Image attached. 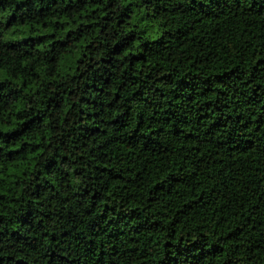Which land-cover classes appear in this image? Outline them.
I'll return each mask as SVG.
<instances>
[{"label": "trees", "instance_id": "16d2710c", "mask_svg": "<svg viewBox=\"0 0 264 264\" xmlns=\"http://www.w3.org/2000/svg\"><path fill=\"white\" fill-rule=\"evenodd\" d=\"M115 4L116 0H24L13 7V0H0V11L11 12L8 24L20 25L13 35L23 36L0 45V65L7 67L14 77H22L25 86L39 84L37 93L43 97L44 105L9 113L7 103L19 97L22 90L13 86L0 93V99L5 100L0 122L11 123L12 115L23 119L15 130L0 136L7 144L17 142L23 135L37 136L46 131L44 118L51 120L66 105L70 107L64 124L68 125L72 119L69 127L55 122L49 125L54 135L47 139L53 143L39 157L32 158L34 179L21 194L20 206L14 209L12 217L0 216V224H4L0 229V251L18 245L19 251L35 250L39 237L34 234L46 221L56 229L49 239L59 240L76 252L68 264H207V258L218 255L225 245H235L234 251L246 256L247 264H259L264 261V160L260 159L264 133L253 139L241 135L240 130L253 125L256 130L264 128V85H252L251 80L243 85L238 83L239 76L231 78V73H215V83L220 87L214 90L208 83L212 76L205 80L208 87L200 83L204 79L200 69L203 65L212 67L226 57L231 60L233 56L255 55L257 44L264 48V22L257 23L254 19L264 15V3L251 0L245 12L244 0H232L231 4L225 0L220 10L223 19L203 6L187 12L180 10L181 18L164 21L165 32L159 42L146 41L143 53H129L123 59L120 57L131 45L135 33L117 40V28L128 22L131 5L113 10ZM168 4L176 11L175 0H157L153 18L171 15ZM249 14L253 19H248ZM233 16L236 22L230 23ZM48 29L52 31L30 34ZM63 29L67 31L59 39ZM47 40H52L47 50L36 48ZM151 56L163 60L160 67H176L161 75L159 67L147 64ZM24 60L29 63L24 65ZM262 62L264 56L256 64ZM137 63L141 64L139 70L134 67ZM43 64L50 65L44 69L45 76H56L57 80L46 81L35 72ZM184 68L190 70L181 75ZM255 72L254 66V75ZM9 84L0 83V89ZM28 99L31 104L32 99ZM118 109L123 111L114 119H104ZM256 109H260L259 115ZM133 121L136 129L130 130L131 135L114 134L100 145L102 151L96 157L100 162L93 171L97 178L100 174L108 177L103 185L105 190L109 184L116 190L108 198L112 203H105L98 215L89 218L95 211L92 206L102 197L99 191L85 189L77 201L67 204L65 198L56 206L49 205L47 213L40 212L27 199L48 196V187H55L44 173L53 175L61 164L68 163L71 167L76 163L61 154L62 148L68 150L70 137L73 148L76 145L78 150L87 148L89 142L95 143L104 136L109 127L115 133ZM35 147L25 142L21 148L4 153V159L22 168L29 163V148ZM17 160L19 164L14 163ZM158 169L168 171L172 185L167 196L178 203L168 221L172 227L164 240V258L155 261L154 250L168 212L154 210L146 216V209L138 205ZM80 171L77 169L76 174ZM162 196L160 184L149 187L148 207ZM81 201L88 204V209L81 207ZM14 223L19 227L13 228ZM185 226L198 229L201 237L205 235L204 229L212 228L220 243L211 248L199 240L188 243L186 238L191 233L185 231ZM57 255L60 253L51 252L52 258ZM13 259L7 257L9 262ZM61 259L67 257L61 255ZM4 260L0 256V264ZM16 264L27 261L17 260Z\"/></svg>", "mask_w": 264, "mask_h": 264}, {"label": "clouds", "instance_id": "9594fccd", "mask_svg": "<svg viewBox=\"0 0 264 264\" xmlns=\"http://www.w3.org/2000/svg\"><path fill=\"white\" fill-rule=\"evenodd\" d=\"M24 0H13V7L16 3H23ZM178 5L176 11H172V4L166 5V7L172 12L171 15H161L158 18L155 14V8L157 0H151V3L146 2V0H116V4L114 5V9L121 8L125 6L131 5V13L128 18V22L122 27L117 28V37L118 40L120 36H123L127 33L134 32L135 36L131 42V45L127 47L122 56H127L129 53L138 54L143 53L144 48L142 45L145 44L146 41H155L159 42L160 37L164 35V21L165 20H176L179 17L178 13L180 10H184L187 12L189 9H196L198 6H203L205 9L211 10L213 15H221L223 19V14L221 13V8L224 7L225 0H175ZM228 4L232 3V0H227ZM261 3H264V0H260ZM246 5L244 11H247V6L250 5L251 0H244ZM104 14V13H102ZM11 15L10 11H0V45H4L7 42H11L14 40L23 39V36L13 35V33L20 27L19 24H8V16ZM241 20L244 19V13L240 14ZM184 19H189L191 17H183ZM248 19H253L251 14H249ZM257 23L264 22V15H260L254 18ZM236 17L233 16L230 23H235ZM38 27V26H37ZM115 27V25H113ZM52 29H48L45 31H39L30 33L32 35H40L46 32H50ZM62 34L59 39H63V33L67 31V29L61 30ZM115 42V41H114ZM52 44V40H47L42 44H37L36 48L44 51L48 49V46ZM256 48V54L248 53L246 56H240L237 58L233 56L231 60L229 58H224L219 60L217 63H214L212 67H208L207 65H203L200 69V76L204 79L201 80V84L203 87H208V83H211L213 89H217L220 86L215 83V73H231V78L239 76V84L244 85V81L251 80V84H261L264 85V62L260 65L256 64L257 59L261 56H264V48H262L259 44L254 46ZM33 60L36 59L35 56L32 57ZM24 65L29 63L28 60L22 61ZM164 63L160 57L151 56L147 62L148 65H151L153 68H160L161 75H167L170 73L176 65H172L171 67H160V65ZM239 65V67H237ZM256 67L255 75L253 74V68ZM50 67V65L43 64L39 67L35 68V72L38 73L41 77H43L46 81L57 80L56 76H45L44 69ZM124 67L127 68V63L124 64ZM137 70L141 68V64L137 63L134 66ZM145 69H147V65H144ZM235 69V71H233ZM190 69L184 68L181 70V75L184 71ZM208 76H212L213 79L205 83ZM11 82L7 88L0 89V93H6L8 88L13 86L21 89L22 94L17 97L15 100H11L7 103V109L9 113H22L25 112L26 109L32 108H43L44 105L42 103L43 97L38 95L37 90L40 85L33 82L24 85V80L20 76L14 77L10 74L9 69L0 65V83ZM174 86V85H173ZM53 89L55 90V86L53 85ZM32 99V103H29V99ZM68 107L66 105L61 111L56 112L53 115V118L50 120L46 116L43 121V125L46 129L43 133L38 134L37 136H29L23 135L17 142L12 144H7L3 136H0V216L3 217H12L14 214V209H17L20 206L21 194L24 192L25 188L29 186L30 182L34 179L31 173L34 171L33 168V160L32 158L39 157L42 152L45 151L47 145L53 143L52 139H47L49 137L53 138V131L49 127L53 122L60 124L62 127L72 126V119H69L68 125L64 124V120L68 115ZM5 110V100L0 99V112H4ZM123 109H118L113 111L111 116L104 117L106 120H112L117 115L122 112ZM257 114L259 115L260 109H256ZM7 116V113H5ZM23 123V119H17L15 115L11 116V123H3L0 122V133H10L12 130H15L19 124ZM76 127V126H75ZM136 129V122L133 121L131 125L126 124L123 128H120L115 133L111 127L108 128L107 132L104 136H101L95 143L89 142L87 148H79L76 145L73 148L72 138H69L68 150L66 151L64 148L61 149L62 155L69 156L70 161H76V163H72L71 167H69L68 163H63L60 165L59 170L56 174L48 175L44 173L45 179L51 182V185H55V187L49 186L48 196H41L39 199H36L32 196H28L27 199L32 201L34 207L39 208L40 212L47 213L49 211V205L56 206L60 200H64L67 198L66 203H73L79 199V194L83 193L85 189L91 191H99L102 193V197L99 200V203L92 206L95 211L92 212L89 218L98 215L103 211V207L105 203H112V200L108 199L112 197V192L115 189L114 185L109 184L107 190L103 187L105 183L108 181V177L104 174L98 175L94 173V168L98 161L96 159L97 154L102 151L100 145L105 143L106 137H112L115 135H121L123 133H128L131 135L130 130ZM241 135L251 136L253 139H256L264 133V128L260 130H256L254 125L251 127H247L240 130ZM45 137L46 139H41L39 137ZM27 142L29 145H36L35 148H29L28 157L29 163L25 164L22 168H17L13 163H9L4 159V153L8 151H14L15 149L21 148L23 144ZM56 144L59 145V139H57ZM95 150V151H94ZM49 150V154H50ZM75 151V155H72V152ZM255 155V153H252ZM79 157H83L82 160L78 159ZM260 159L264 160V152L260 154ZM15 164H19L20 161H15ZM102 167H112L111 164H101ZM77 169H82L79 174H76ZM43 172V169L40 170ZM66 174V175H64ZM179 175V173H176ZM64 175V179H61V176ZM264 175V174H262ZM154 184L161 185V192L163 196L161 200L157 201L152 205V207H148L147 202V189ZM172 185V178L169 176V173L165 169H158L155 174L151 177L150 182L145 187L143 192L144 199L138 205L142 209H146L145 215H151L153 211L158 212H168L167 219L165 220V225L161 226V230L159 233V244L156 245L154 250L155 257L154 260L158 261L164 258V240L168 238V233L171 231V225L168 224V221L171 220L172 215H174V209L177 205V201L173 197L167 196V191L169 186ZM91 186V187H89ZM155 194V193H154ZM48 197H51L49 199ZM113 199H115L113 197ZM171 201V203H169ZM167 205V207H165ZM137 206V205H133ZM81 207L88 209V204L85 201H81ZM43 219V216L39 217ZM161 217L153 216V219H160ZM4 227V224H0V229ZM13 228L19 227L18 224H13ZM56 231L49 223L45 221V226L34 235L39 237L37 240L38 248L35 250L31 248H24L23 251H19L18 249L21 247L18 245L16 248H8L4 251H0V256L5 257L4 264H16L17 260H26L27 264H49V260L51 264H68V261H72L76 256V252L73 251L72 248L67 245H61L59 240L53 241L49 239V236ZM185 231L190 232V238H186L188 243H191L194 240H199L204 243V245L208 248H211L213 244L220 243L217 238V235L213 234L212 228L204 229L205 235L201 237L199 235V230L195 228H189L185 226ZM219 232V229H216ZM47 232L48 236H44L43 233ZM184 235V233H180ZM223 234L222 232L220 233ZM28 235H33L32 233H28ZM59 245V247H57ZM235 245L225 247L220 251L218 255L209 256L207 258V264H247V257L243 255H239L234 251ZM55 250L60 253L56 257H51V252ZM45 253H48V256H45ZM61 255L67 257V260H62ZM8 256H13L14 259L9 262L7 260ZM259 264H264V261H260Z\"/></svg>", "mask_w": 264, "mask_h": 264}]
</instances>
